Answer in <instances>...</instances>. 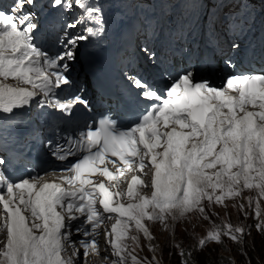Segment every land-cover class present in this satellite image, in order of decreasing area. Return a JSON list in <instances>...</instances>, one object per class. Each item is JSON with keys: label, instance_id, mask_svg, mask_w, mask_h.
Masks as SVG:
<instances>
[{"label": "snow or ice", "instance_id": "obj_1", "mask_svg": "<svg viewBox=\"0 0 264 264\" xmlns=\"http://www.w3.org/2000/svg\"><path fill=\"white\" fill-rule=\"evenodd\" d=\"M48 6L72 17L57 33L58 51L52 54L35 42L40 27L34 20L45 7L42 0H11L7 6L0 0V113L26 112L43 95L40 104L58 110L57 120L67 124L81 108L91 110L70 69L82 42L104 34V17L98 0H49ZM141 51L159 82L151 84L139 73L127 77L135 93L126 104L147 105L138 122L129 126L109 112L85 122L78 134L61 137L63 143L49 139L51 157L67 173L58 178L12 181L0 170V233L6 232L0 264H77L81 248L87 264L90 253L99 255L105 220H114L104 232L115 257L111 264H150L135 254L140 234L154 239L145 221L160 222L167 230L169 221L193 214L211 220L206 203L227 207L226 200L253 189L257 196L248 198L249 207L254 204V227L264 234V71H237L241 48L235 43L213 57L216 71L229 70L219 86L202 77L199 68L181 71L160 61L154 50ZM207 71H212L211 61ZM62 86L68 87L66 93ZM57 89L70 98H57ZM4 164L0 158V169ZM145 169L151 171L150 180ZM128 173H133L130 180ZM96 175L103 177L98 183L91 179ZM237 207L243 211L242 204ZM133 230L137 235L130 234ZM74 234L82 237L80 247ZM246 235L250 231L243 226L213 224L195 251L204 253L225 239L243 244ZM179 255L180 264H209L207 258H194L192 249H180Z\"/></svg>", "mask_w": 264, "mask_h": 264}, {"label": "rangeland", "instance_id": "obj_2", "mask_svg": "<svg viewBox=\"0 0 264 264\" xmlns=\"http://www.w3.org/2000/svg\"><path fill=\"white\" fill-rule=\"evenodd\" d=\"M172 16V15H170ZM174 17V16H173ZM175 18V17H174ZM256 190H245L241 197L225 201L227 207L218 205L209 206L211 220L201 218L193 214L188 220L179 222L169 221V227L164 229L163 225L146 223L154 239H146L139 235V247H136L135 254L141 260H147L150 264H180V249L193 250V257L199 260L207 258L209 264H230L228 258H232L235 264H264V238L257 232L254 225L253 207H249V197H256ZM243 205V211L237 205ZM261 208L264 209V198L260 199ZM218 213L219 215H214ZM244 213H248L247 216ZM231 223L234 227L243 226L250 231V235L243 237V244L234 243L225 239L224 245L212 244L204 253H197L195 246L198 240L203 237L213 224ZM133 235H137L134 231ZM130 249L132 241H128ZM179 245V248L177 247ZM150 246L155 250H150ZM243 248V254H241ZM155 257V261L153 258ZM223 258V259H222Z\"/></svg>", "mask_w": 264, "mask_h": 264}, {"label": "trees", "instance_id": "obj_3", "mask_svg": "<svg viewBox=\"0 0 264 264\" xmlns=\"http://www.w3.org/2000/svg\"><path fill=\"white\" fill-rule=\"evenodd\" d=\"M263 238H264V234H262ZM185 250V249H184Z\"/></svg>", "mask_w": 264, "mask_h": 264}, {"label": "bare ground", "instance_id": "obj_4", "mask_svg": "<svg viewBox=\"0 0 264 264\" xmlns=\"http://www.w3.org/2000/svg\"><path fill=\"white\" fill-rule=\"evenodd\" d=\"M84 91H86L85 89H83Z\"/></svg>", "mask_w": 264, "mask_h": 264}]
</instances>
